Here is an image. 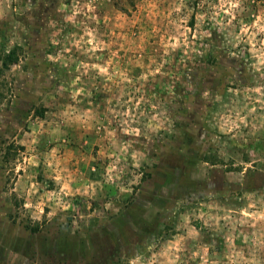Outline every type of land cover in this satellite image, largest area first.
I'll list each match as a JSON object with an SVG mask.
<instances>
[{"label": "rangeland", "instance_id": "1", "mask_svg": "<svg viewBox=\"0 0 264 264\" xmlns=\"http://www.w3.org/2000/svg\"><path fill=\"white\" fill-rule=\"evenodd\" d=\"M0 264H264V0H0Z\"/></svg>", "mask_w": 264, "mask_h": 264}, {"label": "trees", "instance_id": "2", "mask_svg": "<svg viewBox=\"0 0 264 264\" xmlns=\"http://www.w3.org/2000/svg\"><path fill=\"white\" fill-rule=\"evenodd\" d=\"M14 56V49L10 50L9 52H5V50L0 47V73L4 68L9 67V62L13 60Z\"/></svg>", "mask_w": 264, "mask_h": 264}]
</instances>
